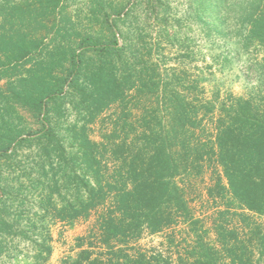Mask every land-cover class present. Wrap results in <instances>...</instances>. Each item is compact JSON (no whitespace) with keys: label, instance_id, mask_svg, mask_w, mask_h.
<instances>
[{"label":"trees","instance_id":"trees-1","mask_svg":"<svg viewBox=\"0 0 264 264\" xmlns=\"http://www.w3.org/2000/svg\"><path fill=\"white\" fill-rule=\"evenodd\" d=\"M64 1L0 0V263L45 264L51 223L87 218L110 201L96 240L78 237L62 264H174L136 242L179 223L194 238L179 264H264V224L254 218L264 216V55L249 95L201 100L199 78L155 73L143 32L127 24L132 10L92 0L84 25ZM189 8L209 35L234 20L244 48L264 51V0H189ZM126 24L136 28L128 38ZM109 109L110 128L94 140L89 125ZM213 161L215 243L188 188Z\"/></svg>","mask_w":264,"mask_h":264},{"label":"rangeland","instance_id":"rangeland-1","mask_svg":"<svg viewBox=\"0 0 264 264\" xmlns=\"http://www.w3.org/2000/svg\"><path fill=\"white\" fill-rule=\"evenodd\" d=\"M104 1L108 8L112 5L116 8L124 7L125 11L132 10L133 15L129 17L127 24L136 26L143 32L151 48L152 60L159 62V68L157 67L159 70L155 73L166 76L182 72L186 84L191 79H200V87L203 89L199 96L201 100H215L218 97L227 99L229 94L247 96L256 87L264 51L256 45H251L248 50L244 48L242 41L245 32L243 31L242 34V31H239L240 25L234 20L229 21V30L223 35L215 32L209 35L207 27L195 20L193 10L189 8V0ZM64 2L76 20L88 25L92 0H65ZM164 12L170 13L168 23L165 22L166 20L159 21V17L162 19ZM175 22L177 24L173 25ZM127 24L123 35L128 38L129 29L135 31L136 28H129ZM163 25H166L168 32L172 31L171 33L176 34L173 41L172 38L168 39V36H164L165 31H161ZM112 115L113 109H109L96 122L89 125V134L94 140H102V132L110 128ZM28 119L29 123L33 124L32 131H35V121L31 117ZM63 119H68V123L72 122L75 120V114L68 111ZM202 132L206 136L213 135L214 124L210 118L203 122V128L199 130V133L202 134ZM109 165L112 167L111 163ZM219 173L220 168L215 161L211 163V166L209 162H205L202 175L193 179L192 184L195 187L188 186L194 213L203 219L204 229L208 232L205 237L211 243H215L212 221L216 206L208 197L206 189L214 183ZM217 201V205L223 207V202ZM109 202L92 210L87 218H78L73 223L58 220L51 223L53 252L45 264H62L66 257L76 255L78 237H85L86 241H95L94 235L98 233V216L110 204ZM254 218L264 224V216L254 215ZM236 221L235 218L234 223ZM170 233L174 236L173 241L168 238ZM136 244L147 251L152 249L162 251L171 257L174 264H179V255L186 256L187 251L194 244V238L188 231V225L179 223L160 234L146 233ZM94 247L98 252L104 251L99 243H95ZM0 264L12 263L4 259Z\"/></svg>","mask_w":264,"mask_h":264}]
</instances>
